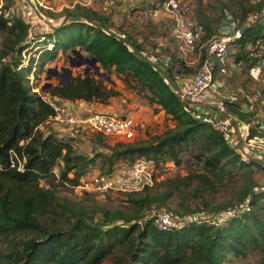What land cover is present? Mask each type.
<instances>
[{"label":"trees","instance_id":"16d2710c","mask_svg":"<svg viewBox=\"0 0 264 264\" xmlns=\"http://www.w3.org/2000/svg\"><path fill=\"white\" fill-rule=\"evenodd\" d=\"M260 4L259 21L246 27L238 42L242 55L249 43L264 38V1ZM75 8L67 16H84L111 29L109 20L100 13ZM80 16L45 33L37 41L42 43V49L34 58L9 61L6 54L1 59L6 62L0 63V239L10 249L6 257L14 264H227L231 258L244 259L256 253L257 264H264V191L257 192L258 187L253 184L245 187L239 203L216 209V213H221L244 202L250 205L249 211L228 219L223 228L193 224L163 232L152 225L149 217L140 220L126 217L122 211L104 209L97 210L101 212L100 218L97 211L89 213L59 201L55 188L80 186L96 158L79 155L68 141L52 131L49 119L55 111L51 102L57 98L108 105L120 95L111 78L114 73L123 76L125 83H135L147 90L149 104L159 106L178 125L150 142H119L110 148V155H98L109 167L105 175H110L120 160L143 158L160 169L170 162L180 166L184 156L190 155L199 166L197 172L190 173L191 181L202 182L193 196L201 198L212 188V180L232 178L246 168L253 173L254 165L260 167L254 160L247 165L223 134L190 115L170 82L133 49ZM197 25L200 29L206 27L202 21H197ZM0 30L16 36L14 46L20 45L16 55L31 48L27 46L30 42L25 43L28 25L24 21L0 16ZM117 31L143 53L141 45L126 31ZM69 50L70 62L74 51H80L84 58H95L105 78L85 73L63 84L50 83L47 89L43 86L41 93L33 92L27 82L31 77L34 82L37 66L43 71L59 52L67 54ZM158 65L177 80L176 66ZM61 164L58 175L55 169ZM170 182L164 183L166 190L154 196V189L145 188L144 197L131 198V202L139 210L152 203L163 207L171 197L168 190L174 194L172 188L180 189ZM4 262L0 260V264Z\"/></svg>","mask_w":264,"mask_h":264},{"label":"rangeland","instance_id":"374dc122","mask_svg":"<svg viewBox=\"0 0 264 264\" xmlns=\"http://www.w3.org/2000/svg\"><path fill=\"white\" fill-rule=\"evenodd\" d=\"M23 1L24 0H0V16H3L7 20L20 19L28 25V39L25 43L30 42L27 46L31 48L23 51L21 55H16V51L20 48V45L14 46L16 36L0 30V60L5 57L6 54L9 55H7V58L5 59L9 61H16L20 58L22 60L34 58L42 49V43H37V41L42 39L45 33L51 31V29H49L50 27L52 28L53 26L57 27L61 25L70 12L76 11V8L67 9L61 7L58 4V0H40L45 7H40L38 12L35 13L34 16H31L29 15V10L26 9L27 11L25 12ZM133 1L136 3V0ZM263 1L264 0H187V2L194 8V15L198 18L197 21H202L206 27L200 29L199 25L196 26L198 45L193 52L188 53L186 56L180 49L178 41L172 33L171 20H168V25L167 22L158 21L159 19L154 17V12L150 13L151 16H146V14H144V12H146L144 6L137 9L132 7L135 9L132 10V12L136 11L135 16L132 15L130 20L120 23V26L111 24L110 26L112 30L119 34L121 33L117 30L121 29L122 32L126 31L128 36H131L141 45L143 53L154 62L162 64L165 67H178V71L177 73H174V75L176 79L179 78L180 80H184L194 73L203 62L210 41L214 37L221 35L220 31L222 26H224L226 22L231 25L230 29L232 25L240 27L243 24L244 26V23H242L243 19L245 18V21H247L252 13H258L261 16L262 14L260 13L261 10L259 7L261 5L260 3ZM49 8H52V10ZM61 8L62 11H57V9ZM29 9L31 8L29 7ZM152 10L156 11L154 6L152 7ZM41 15H43L48 22L40 21L39 17H36H41ZM167 16L170 18L169 15ZM16 33H18V31ZM261 42L264 47V38H262ZM13 47L15 49L14 52H12ZM22 49H24V47ZM236 49L239 50V47ZM70 54V50L67 54L59 52L57 58L54 61L47 63L43 71L39 65L37 66L34 82L33 79L27 82L28 86L33 87V92L41 93L42 87L48 83L46 75L48 69L56 68L62 73V68L71 67L68 56ZM84 55L86 54L84 53ZM229 55H231V53H229ZM243 57L248 60L249 64H251L250 62L255 61L256 63H261L264 67V56L255 59L245 54ZM2 62L6 61L1 60L0 63ZM246 68L249 69L248 66ZM84 75L85 67H76L73 71L72 78L74 79ZM95 77L99 78V76ZM72 78L65 74L62 78L53 77L49 83L53 85L59 83L63 84L70 81ZM111 78L114 82L115 89L120 91V95L116 97L115 100H112V104L113 101H118V107H123L120 112H133L136 115L138 123L139 134L137 139L125 144L150 142L153 138L177 128L178 124L172 120L171 117L167 116L159 106H151L149 104V93L147 90L135 83H131V85L125 83L123 76H118L115 73L112 74ZM256 82L264 87V73ZM107 83L109 84V82ZM194 118L200 122H205L197 116ZM54 127L55 125L50 124L52 131L54 130ZM61 127L63 129H57V132L55 133L60 138L68 141L79 155L88 158H96L95 163L90 164L87 174H108V165L104 164L102 157H98V155H110V148L114 147L119 142L104 138L88 128L82 127L79 130H71L65 126ZM254 129L257 135H261L258 134L260 130L256 127ZM238 152L242 154L244 159H246L245 163L248 165L252 159H249V157L247 159L242 150H239ZM193 158L194 157L187 155L184 156L183 163L180 166L168 164L160 167L155 173L156 176L153 183L147 186L148 188L154 189L151 191L152 196L166 190L167 186L164 183L170 180L172 181L170 182L171 186L180 187L179 190H177V188L176 190L175 188H172L173 191H175L174 194L171 192V189L168 190L171 197L167 199L163 205V207H167L175 213L181 215L201 214L203 216H209L214 213L213 215L216 216L220 214V212H215L218 207H230L239 203L240 196L246 186L253 184L258 188L264 187V160H261L263 162H257V160H254L260 164V167L254 165L253 173H250L248 168H246L238 171L232 178L220 181L212 180V182H214L211 184L212 188L207 189L201 198H195L193 192L202 185V182L200 180L191 181L192 178L189 176L192 171L198 170L199 167H197L195 162L197 159ZM140 161H144L143 158L136 157L133 161L120 160L112 168L111 174H114L117 170L125 168L131 170L133 166ZM62 165L63 164L55 169L56 174L59 175ZM85 178L86 177L81 180L80 186L82 185V181H86ZM119 183L120 184H118L114 190L105 195L86 192L81 190L80 186L73 187L70 185H63L55 188V193L61 203H65L66 205L75 208H84L86 212L89 213L92 211L107 209L110 211H122L126 217H137L142 220L146 217H151L154 211L160 208L157 203H152L143 210H139L138 207L131 202V198L138 199L144 197V190L147 187L141 188L139 184L136 183L122 184L120 181ZM43 186H45L44 182ZM97 212V217L101 218V212ZM227 221V219L223 220L218 228L227 227ZM9 252L10 249L8 245L0 239V260L4 259L6 261L4 263L6 264H14L6 257ZM258 260V254L251 253L244 259L231 258L227 264H257ZM104 264L109 263L105 262Z\"/></svg>","mask_w":264,"mask_h":264},{"label":"built area","instance_id":"2783aa9c","mask_svg":"<svg viewBox=\"0 0 264 264\" xmlns=\"http://www.w3.org/2000/svg\"><path fill=\"white\" fill-rule=\"evenodd\" d=\"M30 7L33 13H37L40 7H45L40 0H24ZM1 7V6H0ZM162 8L170 16L172 22V33L176 37L180 49L186 56L195 50L197 46V19L194 15V8L187 0H164ZM52 10V8H49ZM1 10V9H0ZM39 15V14H38ZM40 21H46V18L41 15ZM260 15L252 13L248 20L244 22L243 27H248L259 21ZM225 33L214 37L207 48L206 56L198 69L194 71L186 80L187 82L175 91V94L186 107L192 116H197L205 122L211 124L214 129L223 134L230 147L236 151L242 150L245 156L246 148H253L255 145H261L264 148V131L259 132L261 135H252V129L255 128L251 123L244 124L242 129L246 134L244 140H236L233 131H228L226 124L232 121V117L227 113L224 103H216V113L211 118L207 119L197 113V109L204 98L212 93L214 83V70L218 61L224 60L229 53L235 54L240 50L238 42L242 38L243 27L232 25L226 22ZM49 29H52L51 27ZM246 54L252 58L258 59L264 56V47L261 40L251 42L246 46ZM178 71V67L175 68ZM264 73V67L261 63H254L248 69V75L251 79L258 81ZM33 79V77H31ZM72 102V101H71ZM67 100L53 99L51 106L55 114L49 119V123L59 124L70 128L71 130H79L80 128H88L100 134L104 138L112 139L117 142H133L138 137V123L136 115L127 111L122 114L95 112L89 113L85 118L79 117L78 107ZM226 120L221 119L222 116ZM224 123H223V122ZM264 150V149H263ZM250 159V158H249ZM172 164L166 163L165 165ZM21 169V168H20ZM19 169V170H20ZM157 167L149 164L146 161L136 163L131 170L121 169L114 174L105 175L101 173L87 174L86 181H82L80 189L90 193L105 195L114 190L120 182L122 184H139L141 188L151 185L155 179ZM89 177V178H88ZM264 191V187L256 190ZM250 205L244 202L240 207H234L232 210L221 212L218 215L203 216L201 214L181 215L168 209L160 207L152 214L150 218L152 225L163 232L181 230L193 224H205L207 226L219 227L223 220L239 217L243 211H249Z\"/></svg>","mask_w":264,"mask_h":264},{"label":"crops","instance_id":"0c3cea01","mask_svg":"<svg viewBox=\"0 0 264 264\" xmlns=\"http://www.w3.org/2000/svg\"><path fill=\"white\" fill-rule=\"evenodd\" d=\"M163 2L164 0H136V3L133 0H58V4L67 9H74L79 6L100 13L109 20L111 25L115 26H120V23L130 20L132 15H136V11L132 12V10H135L132 7L137 9L143 6L146 9V12H144L146 16H151L150 13L154 12V17L159 19L158 21L168 23L171 18H168V14L162 8ZM23 4L25 12L29 10V15L34 16L32 10L26 6V2L23 1ZM153 6L156 11L152 10ZM57 11H62V8L57 9ZM226 27V24L222 26L221 34L227 32ZM245 28L243 27V30ZM250 63L252 64L253 62ZM251 64L240 54V51L236 54L231 53L224 60L218 61L214 70L213 94H208L204 98L202 105L196 110L198 114L209 119L217 112L216 103H224L227 113L232 117V121L225 123L226 128L230 132L233 131L235 135L233 138L241 141L246 138L244 136L246 134L242 129L244 124L251 123L252 126L261 132L264 131V87L249 77L246 67H251ZM176 81L180 87L187 82L186 79L180 80L179 78ZM115 99L116 97L111 99V104L109 103L108 105L87 103L82 100L69 102L78 107L79 117L85 118L87 114L95 112L122 114L120 111H122L123 107H118V101H113L112 104V100ZM221 119L225 121L226 117L222 116ZM51 125H55L54 133L57 132V129H63L59 124L51 123ZM255 134V129L253 128L252 135ZM263 149L261 145H255L253 148H248V151L246 148L245 151L250 159L263 162L261 161L264 160Z\"/></svg>","mask_w":264,"mask_h":264},{"label":"water","instance_id":"95a60500","mask_svg":"<svg viewBox=\"0 0 264 264\" xmlns=\"http://www.w3.org/2000/svg\"><path fill=\"white\" fill-rule=\"evenodd\" d=\"M80 15H71V16H67L62 24H65L69 21V19L71 18H76ZM82 18H84L86 20L87 23L94 25L95 27L101 28L103 29L105 32L109 33L110 35L116 37L117 39L123 41L125 44H127L131 49H133L135 51V53H137V55L147 64H149L150 66H152L156 71H158L163 77H165L171 84V86L173 87L174 92L179 90V86L177 84V81L175 80L174 77H172V75L167 72L166 70H164L161 66H159L156 62H154L153 60H151L150 58H148L147 56H145L141 51H139L136 47V45L124 38L122 35L118 34L117 32L97 23L92 21L89 18H85L84 16H80ZM74 57L71 58V62H70V68H62V73H60L58 71V69L54 68V69H49L47 72V81H49L50 79H52L53 77L56 78H62L65 76V74L69 75L70 78H72L73 75V71L76 67H82L83 65H85V73L86 74H90V73H95L96 75H98L99 77L105 78V74L101 73L100 70V66L97 63V60L95 58H84L81 54L80 51H74L73 52ZM77 57H79V60L77 59ZM107 81H111L110 78H107ZM50 83H46L43 87V89H47L50 87Z\"/></svg>","mask_w":264,"mask_h":264}]
</instances>
